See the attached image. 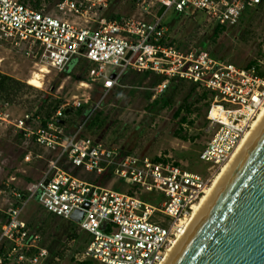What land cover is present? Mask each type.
<instances>
[{
	"label": "built area",
	"instance_id": "obj_1",
	"mask_svg": "<svg viewBox=\"0 0 264 264\" xmlns=\"http://www.w3.org/2000/svg\"><path fill=\"white\" fill-rule=\"evenodd\" d=\"M113 2L0 0V45L33 59L43 78L51 71L65 73L84 59L90 69L79 86L100 93L90 110L93 114L130 73L164 78L153 89V100L171 80L207 90L212 100L206 118L213 134L199 158L210 167L204 175L193 173L166 155L127 154L86 137L83 131L93 114L66 133L59 121L67 109L82 107L78 97L64 103L46 127L33 126L31 122L39 118L30 113L12 120L6 105L0 111V126L15 127L20 137L52 156L25 150L24 163L45 160L46 170L24 191L11 187L15 178L3 183L0 194L9 189L13 203L0 228V264H45L50 259L41 236L22 216L39 191L37 202L45 212L75 224L74 234L87 235L83 250L74 256L77 263L162 264L185 231L194 207L264 109V78L258 66L235 65L203 48L180 47L168 37L162 17H157L160 7L166 6L178 13L201 12L205 24L235 26L249 7L264 5V0H133L141 18L109 14ZM109 66L115 67L111 75ZM114 179L119 182L110 188ZM77 211L84 213L79 223L71 219ZM70 246L68 242L62 248L63 258ZM63 258L58 256L55 262Z\"/></svg>",
	"mask_w": 264,
	"mask_h": 264
},
{
	"label": "rangeland",
	"instance_id": "obj_2",
	"mask_svg": "<svg viewBox=\"0 0 264 264\" xmlns=\"http://www.w3.org/2000/svg\"><path fill=\"white\" fill-rule=\"evenodd\" d=\"M140 12L138 9L134 10L132 0H114L109 14L135 15L141 18ZM57 16L60 17L61 14ZM205 22V15L201 12L191 15L188 12L178 13L175 9L167 10L161 18L162 26L169 29L168 37L180 47L203 48L217 58L235 65L245 66L251 61H257L264 69V12L255 13L235 26H225L226 30L217 39L211 37L215 25ZM203 43L206 44L205 47ZM0 60L1 73L31 87L13 105L9 107L8 104H4L1 107L0 111L8 105L7 113L12 120L23 117L31 108H37L47 96L50 97L49 101L61 100L63 104L72 103L78 97L77 101L82 103L80 109L86 110V114L79 115L77 111L80 109H73L72 115L65 118L66 133L74 130L86 116L93 114L90 110L96 106L100 93L95 88L92 90L80 88V80L76 79V77L87 79L90 68L84 59L78 64H73L64 73V77H60L61 74L55 71L46 74L42 78L41 88L29 84V78L37 72L33 59H28L21 53L0 45ZM114 71L113 66L107 68L108 75ZM134 75L135 73H130L128 80L114 90L104 104L95 111L92 119L102 112L99 116L101 128L96 134L90 131L88 135L103 141L108 146L123 148L130 153L148 157L166 155L189 171L204 175L210 164L201 161L199 157L207 140L213 134L206 118V109L201 107L199 113L188 116L189 120L194 122L193 126L185 125L182 132L189 139L188 141L175 136L180 125L179 120L174 119L173 115L182 99L189 93L190 84L185 83L183 92L177 97V105L173 108L150 110L152 100H146V92L150 89L151 79H146L142 84H135ZM196 96L198 95L192 100H195ZM32 116L34 118V114ZM31 123L33 126H39L40 118L37 122L34 120ZM25 150L41 154L44 158L52 156L51 152L20 137L15 127L0 126V191H4L3 183H9L11 178H15L11 187L24 191L30 181L37 179L46 170L45 160L24 163ZM118 182L114 179L109 187L115 188ZM10 192L8 189L0 194V228L4 221V212L13 203ZM22 216L30 227L39 233L42 244L56 257L61 254L64 245L70 242V251L57 264H77L72 257L83 250L87 235L82 234L84 239L72 242L75 224L73 227L61 225L59 217L47 214L34 200L27 204Z\"/></svg>",
	"mask_w": 264,
	"mask_h": 264
},
{
	"label": "water",
	"instance_id": "obj_3",
	"mask_svg": "<svg viewBox=\"0 0 264 264\" xmlns=\"http://www.w3.org/2000/svg\"><path fill=\"white\" fill-rule=\"evenodd\" d=\"M166 11L160 7L157 17ZM167 264H264V128Z\"/></svg>",
	"mask_w": 264,
	"mask_h": 264
},
{
	"label": "trees",
	"instance_id": "obj_4",
	"mask_svg": "<svg viewBox=\"0 0 264 264\" xmlns=\"http://www.w3.org/2000/svg\"><path fill=\"white\" fill-rule=\"evenodd\" d=\"M134 4V2H133ZM264 12V5H256L255 7H249L244 15L242 16L240 23L245 21L248 17H252L255 13H263ZM226 30L225 26H219L215 25L213 34L211 37L214 39H217L221 33H223ZM203 46L205 47L206 44L203 43ZM214 55V54H213ZM215 56V55H214ZM258 66L259 74L264 78V69L261 67V65L258 64L257 61H251L245 67H252V66ZM89 69V68H87ZM76 77V76H75ZM128 75H126L122 79V84L128 80ZM134 83L136 84H142L146 79H151V82L149 83V90L146 92V100L151 101L149 108L150 110L153 109H169L173 108L177 105V97L183 92V87L185 86V83H189L187 81L183 80H171L169 82V85L165 89V91L161 94H159L154 100H153V89L156 88L158 85H160L164 78L154 76L150 73H144V74H136L134 75ZM77 80H83L78 77H76ZM133 83V84H134ZM189 93L182 99V102L178 105L176 111L174 112L173 118L179 120V129L175 132V136L182 139L183 141H188L189 139L182 134L184 126L190 125L193 126L194 122L192 120H189L188 116L192 115L194 113H199L201 111V107H204L206 109V114L208 113L209 107L211 105L212 96L211 94L205 90V89H198L197 85H194L192 83H189ZM27 89H31V87H28L25 83L22 81H19L9 75L3 74L0 72V109L4 104H8L9 107L13 105L19 98H21L25 93ZM134 92V91H132ZM196 96L195 100H192L193 97ZM110 97V96H109ZM50 97L44 98L41 103L36 107V109L31 108V110L28 111L30 114H34V117L40 118V124L42 127H46L48 121L51 119V117L55 114V112L63 105L62 101H49ZM104 104V103H103ZM102 104V105H103ZM73 110V109H72ZM186 113L185 115L183 113ZM86 110L80 109L77 111V114L82 115L86 114ZM69 115H72V112L69 114H65V118ZM102 115V112L98 113L93 119L90 118L88 123L86 124L85 130L83 131V135L86 137H91L93 139H96L92 136L88 135V132L91 131V133L96 134L98 129L101 128V121L99 116ZM65 118L63 119L65 122ZM65 125H62V127H65ZM97 140V139H96ZM122 151L124 153L129 154L130 152H127L123 148ZM179 164V163H177ZM118 189V188H116ZM48 214V213H47ZM5 218V216L3 217ZM72 237L76 238L77 240L84 239L83 236L74 234L72 232ZM51 259L47 261L45 264H57L55 262V254H53L50 251ZM60 258H63V255H58ZM72 260L75 261L74 257H72ZM77 264H94L93 261H85L82 263Z\"/></svg>",
	"mask_w": 264,
	"mask_h": 264
},
{
	"label": "bare ground",
	"instance_id": "obj_5",
	"mask_svg": "<svg viewBox=\"0 0 264 264\" xmlns=\"http://www.w3.org/2000/svg\"><path fill=\"white\" fill-rule=\"evenodd\" d=\"M42 76L35 72L31 78H29V84L36 88L42 87ZM220 98V97H219ZM264 128V109L260 116L258 117L257 121L254 123L251 131L246 136L240 147L238 148L237 152L233 156L232 160L223 168L221 173L215 179L212 187L204 196L199 204L194 207V213L185 229L183 234L180 238L176 241L174 246L168 251L167 257L162 264H167L168 261L172 258V256L176 253V251L180 248L183 241L189 234L190 230L194 227V225L198 222L204 212L207 210L209 205L215 199L217 194L220 192L222 187L225 185L227 180L230 178L232 173L235 171L237 166L240 164L262 129Z\"/></svg>",
	"mask_w": 264,
	"mask_h": 264
},
{
	"label": "flooded vegetation",
	"instance_id": "obj_6",
	"mask_svg": "<svg viewBox=\"0 0 264 264\" xmlns=\"http://www.w3.org/2000/svg\"><path fill=\"white\" fill-rule=\"evenodd\" d=\"M219 26H225V25H219ZM48 214H49V213H48ZM49 215H51V214H49ZM51 216H52V215H51ZM59 222H60L61 225H63V224L65 225V224H66V225H70L71 227H73V223H71V222H69V221H67V220H65V219H61V218H60V219H59ZM71 227H70V228H71Z\"/></svg>",
	"mask_w": 264,
	"mask_h": 264
},
{
	"label": "crops",
	"instance_id": "obj_7",
	"mask_svg": "<svg viewBox=\"0 0 264 264\" xmlns=\"http://www.w3.org/2000/svg\"><path fill=\"white\" fill-rule=\"evenodd\" d=\"M133 1V0H132Z\"/></svg>",
	"mask_w": 264,
	"mask_h": 264
}]
</instances>
